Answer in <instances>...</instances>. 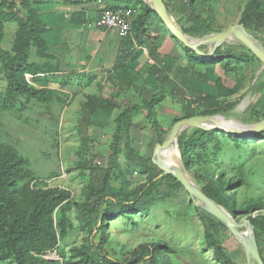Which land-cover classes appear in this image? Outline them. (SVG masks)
<instances>
[{
  "label": "rangeland",
  "instance_id": "1",
  "mask_svg": "<svg viewBox=\"0 0 264 264\" xmlns=\"http://www.w3.org/2000/svg\"><path fill=\"white\" fill-rule=\"evenodd\" d=\"M248 2L206 0L202 19L210 28L201 23L204 27L201 30L185 19L178 26L189 31L190 34L185 33L189 37L202 40L239 23ZM12 3L10 0V6ZM35 14L38 16L36 11ZM3 26L0 47L9 53L3 56L7 60L16 49L21 27L14 18L4 20ZM249 33L264 47V30ZM162 42L163 39L156 41ZM176 43L178 49L173 56L160 53L155 63L179 87L177 96L172 94L166 81L154 80L157 78L155 64L146 56H140L124 72L114 70L115 46L98 52L94 69L80 71L88 61L80 69H71L59 59L39 57L34 45L30 64L58 67L54 73L25 74L30 85L42 89L38 96L10 91L0 61V145L11 148L25 161L17 190L26 194L28 188H59L69 193L66 233L57 227L59 219L55 217V210L59 252L44 257L46 260L56 264H81L85 259L87 264L102 260L121 264L139 245L161 242L168 247L163 252L170 264H226L206 242L207 227L199 201L189 196L181 184L166 180L167 174L152 162V156L156 144L162 143L181 119L219 114L233 124L232 129L241 132H245L246 126L263 120L264 64L234 37L218 48L245 53L248 59H233L227 68L219 61L198 62L177 39ZM200 49L209 54L212 47L202 45ZM160 92L165 98L155 110L161 136H157L143 110L132 115L129 126L121 131L122 140L114 145V119L118 113L141 106L143 99ZM99 101H107L112 109L101 108ZM194 131L195 128H186L179 134L178 153L169 149L186 178L200 189L205 185L197 178L201 173L214 179L219 176L224 183L233 180L234 185L227 193L234 198L236 216L230 214L234 220L242 223L249 216H264V208H256L257 201L264 203V137L234 138L216 131L208 146L217 150V154L206 157V152L201 150L191 152L189 165L185 166L179 145ZM126 138L142 160L128 155L124 148ZM211 158L214 162L205 168L208 165L202 162ZM197 159L199 163L195 162ZM92 187L99 194L90 195ZM139 188L143 193L136 198ZM130 204L135 207L129 209ZM110 205L113 209L124 207V216H111L103 221V211ZM214 237L231 264H249L243 246L225 225L216 228ZM258 247L264 262V234L259 238ZM0 264H16V261L10 257Z\"/></svg>",
  "mask_w": 264,
  "mask_h": 264
},
{
  "label": "trees",
  "instance_id": "2",
  "mask_svg": "<svg viewBox=\"0 0 264 264\" xmlns=\"http://www.w3.org/2000/svg\"><path fill=\"white\" fill-rule=\"evenodd\" d=\"M11 1L13 3L10 6V0H0V43L4 37V20H10V18L16 19L20 24L21 30L16 43V49L12 52L13 56L4 60L3 56H8L9 53L0 47V61L2 60L1 62H3L4 74L8 81L10 91L17 95L29 94L38 96L41 94L42 89H37L30 85L26 80L25 74L31 72L35 75L38 71L45 73L58 71V67H52L51 64L34 65L29 63L30 51L34 45L38 48L37 52L39 57L52 58V55L45 52L47 42L43 38V35L47 32V27L42 23L39 16L35 14L34 8L32 7L34 2L31 0H20L19 4H17L16 0ZM163 1L169 11H171V8H174L175 12L179 14L180 17L177 20L178 25L182 19H185L192 22L193 25H197L201 30L205 26L210 28V24L205 23L204 19H202V14L207 9L206 0ZM132 8L137 9V14L133 18L131 35L129 37H122L118 33L120 35V41L113 63V69L120 72L130 69L139 60L146 48L148 59L152 64H155L154 68L157 71V78L154 80L161 81L163 79V81H166L171 88L172 94L177 96L179 94V87L172 83L165 71L159 69L157 63H155L161 56L157 51L158 45L156 39L160 37V31H167L162 28L161 20L149 4L142 0H136V4ZM24 11L25 13H23ZM191 16H193V19H191ZM74 23L82 24L84 21H74ZM201 23H205L203 25L204 27ZM239 23L243 24L248 32L264 30V0H249L241 13ZM179 27L183 33L190 34L182 26ZM191 33L193 35V32ZM201 33L204 32L201 31ZM173 39L176 41L175 38ZM185 50L190 52L191 58L198 62L211 64L219 61L223 68L229 67L233 59H248V55L245 53L221 51L220 48L216 49L213 56L209 59L198 56L187 47H185ZM122 74L120 76H123ZM43 91L46 92L45 90ZM164 98L165 94L160 92V94L151 95L148 99H143V105L141 106L136 105L133 109H122L114 119L116 126L113 140L114 145L122 140L120 135L121 131L123 127L129 126L132 115L135 112H142L143 110L147 112L148 120L151 122L157 136L160 137L162 131L156 120L155 107ZM97 104L106 110L112 109V106L107 104V101H99ZM215 133L216 130L206 131L195 128L193 134L184 143L179 145L180 155L185 166L189 165L191 152L196 153L198 150H201V152H206V157L211 154L212 156L217 154V150L208 146V142L213 138ZM225 133L222 132L221 134L226 136ZM229 135H232L234 138H238L239 136L236 134ZM254 136L264 137V130L256 133ZM124 148L131 158L142 160V157L132 148L129 138H126ZM24 162L11 148L0 145V261H6L10 257H13L16 264H56L53 261L46 260L44 257L58 254L59 252V238L56 224L60 232L65 234L66 230L64 229H66L67 223L66 207L68 206L67 199L69 198V193L59 188L46 190L28 188L27 192L25 191L26 194H21L17 190V184L24 174ZM195 162L199 163L200 161L197 159ZM212 162H214V158L203 161L202 163L206 166L208 165L205 168H209ZM165 178L171 184H180L172 175L167 174ZM197 178L205 184L202 188L204 194L235 217L234 198L231 194L227 193L229 188L234 185L233 180L224 183L219 176L217 179H214L212 177H206L204 173L198 174ZM99 192L92 187L90 195L99 194ZM142 193L143 189L139 188L136 193V198H139ZM256 204L257 209L264 208L263 202L257 201ZM134 207V205L130 204L128 208L133 209ZM55 210V217L59 219L56 224H54ZM200 213L202 217L204 216L203 221L207 227L205 231L206 242L214 247L220 261L231 264L230 259L224 254L223 247L218 244L214 237L216 228L223 227L224 224L202 210ZM124 214V207L113 209L112 205H110L103 211V221L108 220L111 216H124ZM248 220L254 227L257 244H259V238L264 234V216H249ZM167 248V245L161 242L141 244L127 255L121 264H170L168 256L163 252ZM81 264H87V259L82 261ZM97 264L111 263L102 260Z\"/></svg>",
  "mask_w": 264,
  "mask_h": 264
},
{
  "label": "water",
  "instance_id": "3",
  "mask_svg": "<svg viewBox=\"0 0 264 264\" xmlns=\"http://www.w3.org/2000/svg\"><path fill=\"white\" fill-rule=\"evenodd\" d=\"M144 1L151 6L167 31L185 47L195 52L198 56L206 59L211 58L218 47L230 38L234 37L243 43L256 56V58L264 64V47L253 39L243 24H234L225 31L206 36L202 40L198 41L183 33L172 16L168 13L163 0ZM202 45H210L212 47L209 54L200 49ZM232 126L233 124H230V122L226 121L224 117L219 114L213 116H193L181 119L172 126L166 139L162 143L156 144L152 156V162L165 174L172 175L176 181L184 187L189 196L199 201L200 207L204 211L215 217L228 228V230L243 246L249 264H264L257 244L254 227L251 222L249 220H245L242 223L236 222L230 213L205 195L202 189H200L197 185L190 182L177 165L170 166L163 159L164 153L170 148L174 149L178 153V136L186 128H199L206 131L216 130L219 132H226L228 134L248 136L255 135L256 133L264 130V119L246 126L245 132L232 129ZM242 228H245V231H241Z\"/></svg>",
  "mask_w": 264,
  "mask_h": 264
},
{
  "label": "crops",
  "instance_id": "4",
  "mask_svg": "<svg viewBox=\"0 0 264 264\" xmlns=\"http://www.w3.org/2000/svg\"><path fill=\"white\" fill-rule=\"evenodd\" d=\"M31 1L34 2L32 7L38 13L40 20L47 27V32L43 35L47 42L45 52L52 55L54 60L59 59L64 65H69L71 69H80L88 61L80 71L94 69L97 60H99L95 56L98 55L99 51L107 50L112 46L118 49L120 41L118 32L97 29L93 25L100 10L105 7H132L136 4V0ZM167 11L172 18L176 19L173 18L177 24L179 14L175 12L174 8H171V11L167 9ZM74 21H84V23L76 24ZM162 28L167 31L163 24ZM159 36L156 41L163 39V42L157 44L160 47L157 51L166 56H173L178 49L174 37L168 31L164 32L163 30L160 31ZM111 37L113 39H110ZM88 56L91 57L88 59ZM141 56H146L148 59L146 48Z\"/></svg>",
  "mask_w": 264,
  "mask_h": 264
},
{
  "label": "built area",
  "instance_id": "5",
  "mask_svg": "<svg viewBox=\"0 0 264 264\" xmlns=\"http://www.w3.org/2000/svg\"><path fill=\"white\" fill-rule=\"evenodd\" d=\"M137 9L120 6L116 8H102L93 25L97 29L118 32L122 37H129L132 31V22Z\"/></svg>",
  "mask_w": 264,
  "mask_h": 264
},
{
  "label": "bare ground",
  "instance_id": "6",
  "mask_svg": "<svg viewBox=\"0 0 264 264\" xmlns=\"http://www.w3.org/2000/svg\"><path fill=\"white\" fill-rule=\"evenodd\" d=\"M178 156V155H177ZM163 159L166 161V163H168V165L170 166H175V157L173 156V154L170 152V150L166 151L164 153ZM181 163V162H180ZM182 165V164H181Z\"/></svg>",
  "mask_w": 264,
  "mask_h": 264
}]
</instances>
